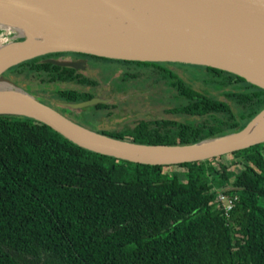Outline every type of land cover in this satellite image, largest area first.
Instances as JSON below:
<instances>
[{"label": "trees", "instance_id": "obj_1", "mask_svg": "<svg viewBox=\"0 0 264 264\" xmlns=\"http://www.w3.org/2000/svg\"><path fill=\"white\" fill-rule=\"evenodd\" d=\"M40 60L9 72L74 83L55 85L65 102L92 98L85 88L96 81ZM113 62L153 68L180 100L169 111L188 117L98 131L116 139L192 144L239 131L264 109V90L228 72L173 64L201 73L194 76L202 84L223 90L220 99L187 86L167 68L172 63ZM219 192L235 198L228 216ZM0 264H264V143L150 166L80 148L31 118L0 116Z\"/></svg>", "mask_w": 264, "mask_h": 264}, {"label": "water", "instance_id": "obj_2", "mask_svg": "<svg viewBox=\"0 0 264 264\" xmlns=\"http://www.w3.org/2000/svg\"><path fill=\"white\" fill-rule=\"evenodd\" d=\"M56 53L209 67L264 90V0H0V116L31 118L80 148L150 166L206 161L264 143L263 123L248 135L264 120V109L233 133L186 145H146L83 127L2 77ZM99 101L63 106L81 110Z\"/></svg>", "mask_w": 264, "mask_h": 264}, {"label": "rangeland", "instance_id": "obj_3", "mask_svg": "<svg viewBox=\"0 0 264 264\" xmlns=\"http://www.w3.org/2000/svg\"><path fill=\"white\" fill-rule=\"evenodd\" d=\"M65 56L66 55H62L60 57ZM56 60L64 61L63 58H58ZM92 63H94V59ZM95 66H92L94 70L91 74L88 75V77H92L100 83L101 86L98 88L99 90L97 92L101 93L104 97L111 95V91L109 93H106L105 95L104 93H102V90L107 88L108 85L113 88L114 83L112 81V78H116V80L121 81L119 77L121 76L123 70H127L128 72L133 73L136 76L133 79L131 76L130 79H126V77L124 78V80H122L123 85L126 83L125 89H122V91L121 89H119L116 92V90L113 89V93L119 94L115 98H113L112 102H115L119 107L113 112L108 120H103L102 123L100 122L101 128H114L115 130L122 129L123 127L125 128L127 125L130 127H134L141 120L148 121L155 119H178L183 121V117H175L174 114H171L167 111L170 108L175 107V105L178 104L180 100H176L175 98L177 97H174L177 96L176 91L169 92L167 90L168 86L165 84L164 79L160 78L158 80L159 75L153 68H139L135 65H120L117 62L100 63L98 61L95 62ZM167 67L174 70L178 74V76L192 88H195L196 90L208 95L218 97L220 99L225 98L223 96L224 93L222 89H214L210 85H205V83L202 84V80H200L199 78H194L193 76L196 73L195 70H192L189 67H185L184 69L179 65L173 64L168 65ZM185 70H187V72ZM6 75H9V81L11 82V85L15 86L21 91H29V88H27V86H30V89H33L34 92H37L35 89L39 88L41 90L50 89V85L42 84L43 82L40 80V78L35 75H31L29 79L25 78L23 75L16 77V74L14 75L13 73L9 72H7ZM105 83L106 85H103ZM40 97L41 99L44 98L43 96H39V98ZM92 111L93 109L91 107L84 108L85 118H81V125L86 126L88 122L93 120L90 115ZM225 159L231 160L232 157L228 156Z\"/></svg>", "mask_w": 264, "mask_h": 264}, {"label": "flooded vegetation", "instance_id": "obj_4", "mask_svg": "<svg viewBox=\"0 0 264 264\" xmlns=\"http://www.w3.org/2000/svg\"><path fill=\"white\" fill-rule=\"evenodd\" d=\"M62 55H66V56L65 57H60ZM88 56H90V55L79 54V53H56V54H53V56H50V55L48 57L47 56H45V57L42 56V60H40V61L51 63V62H48V59L56 60L58 58H63L64 61H66V59H67L68 61H71L73 63H78V64H76V66H77L76 68L71 67L74 70V75L75 76H79L80 75V76H82V77H84V78H86L88 80L96 81V85L95 86L88 85L85 88V94H91L92 95V98L89 99V100H92V99L96 98V99H101L102 101H99L96 104H93V105H90V106L83 107V108H81V110H75V108L70 109L68 107H64L63 105H76L78 103L65 102L62 99L59 100V98H57L58 95L56 94V86H59V87H62V88H64V87L72 88L74 83L73 84H70L71 82L70 83H66V82H62V83H60V82H57V83L49 82V83H46V81H44L45 80L44 78L41 79V80H43L42 84L50 85L49 86L50 89L41 90L39 88V89H35L37 92H34L33 89H32L33 91L30 89V86H27V88H29V91L26 90L25 92L29 93L30 95H33V96L37 95V97L43 96L44 97L43 99H41V97L39 98L41 100V102H43L47 106L53 108L54 110L58 111L59 113H61L65 117L71 119L72 121H74V122H76L77 124H80V125H81V122H82L81 118L82 119L85 118L84 108H87V107L93 108L94 107L93 111L90 113V115H91L93 120L88 122V124H86V126L81 125V126L86 127V128H88L90 130H93V131H96V132H98V131H102V132L103 131H106V132H125L127 130H132L136 125L134 127H130V126L127 125L125 128L123 127L122 129H115L114 130V128H112V129L101 128L100 124L103 122V120H108V118H110V116L113 114V112L119 107L118 105H116L115 102H112L113 98H115L119 94V93H113V89L116 90V92L119 89H121V91H122V89H125V86H126V83L124 85L122 84L123 83L122 80H124V78H126V76H132V79L135 78L136 76L133 73L128 72L127 70H123L121 76L119 77V79H121V81L116 80V78L115 79L112 78V81L114 83L113 88H111L110 85H108L109 87L107 86V88H105V89L103 88L104 90H102L103 91L102 93H104L105 95H106V93H109L111 91V95H108L107 97H104V96H102L101 93L97 92L99 90L98 88L101 86L100 83L97 80L93 79L92 77H88V75L93 72L94 68L92 66H95V62L98 61L100 63L101 62L102 63H105V62L113 63V60H111V59H110L111 61H105V60H100V59L98 60V59H95V58H92V57H88ZM93 59H94V63H92ZM117 63H119V62H117ZM51 64H53V63H51ZM119 64L121 65L123 63H119ZM172 64H180V63H172ZM183 65H185V64H183ZM186 65H188V64H186ZM189 66H194V65H189ZM196 67H200V66H196ZM139 68H141V67H139ZM143 68H150V67H143ZM170 70H172V69H170ZM172 71L174 73H176L174 70H172ZM185 71L187 72V70H185ZM7 72H9V70L4 72L2 74V76L7 81H9V75L8 76L6 75ZM195 74H199L200 75L201 73L197 72ZM177 76H178V74H177ZM193 77L197 79V75H196V77L195 76H193ZM128 79H130V78H128ZM103 85H106V83L103 84ZM187 86L191 87L190 85H187ZM87 89H91L92 91L90 93H88ZM192 89L196 90L195 88H192ZM167 90L169 92L175 91L173 88H170L169 86H168ZM196 91H198V90H196ZM198 92H200V91H198ZM174 97H176V96H174ZM89 100H86V101H89ZM83 102H85V101H83ZM79 103H82V102H79ZM173 108L174 107H172L170 109H173ZM169 110H167L169 113L174 114V113L170 112ZM174 115H175V117H178V118L183 117V119H182L183 121L178 120V119H160V120L155 119V120H148V121L161 122L162 120H173V121H177V122H180V123H184V122H186V120H188L187 116H184V115L180 116L178 114H174ZM198 120H202V119H198ZM141 121H145V120H141ZM138 123H140V121Z\"/></svg>", "mask_w": 264, "mask_h": 264}, {"label": "built area", "instance_id": "obj_5", "mask_svg": "<svg viewBox=\"0 0 264 264\" xmlns=\"http://www.w3.org/2000/svg\"><path fill=\"white\" fill-rule=\"evenodd\" d=\"M234 199L233 197L225 194L223 192H219L216 196V201L219 203L220 207L223 210L225 216H228L229 212L234 206Z\"/></svg>", "mask_w": 264, "mask_h": 264}, {"label": "bare ground", "instance_id": "obj_6", "mask_svg": "<svg viewBox=\"0 0 264 264\" xmlns=\"http://www.w3.org/2000/svg\"><path fill=\"white\" fill-rule=\"evenodd\" d=\"M262 123H263V125H264V120H263V119L260 120V121L257 123V125H255V126L252 128V130H250V131L248 132V135H251V134L257 129V127H260V126H261Z\"/></svg>", "mask_w": 264, "mask_h": 264}]
</instances>
